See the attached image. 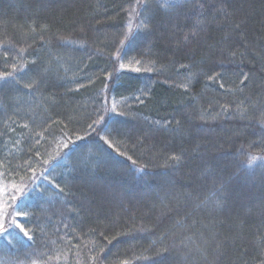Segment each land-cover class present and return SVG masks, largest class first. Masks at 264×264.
I'll list each match as a JSON object with an SVG mask.
<instances>
[{
  "label": "trees",
  "instance_id": "1",
  "mask_svg": "<svg viewBox=\"0 0 264 264\" xmlns=\"http://www.w3.org/2000/svg\"><path fill=\"white\" fill-rule=\"evenodd\" d=\"M133 3L0 0V71L27 65L21 85L0 88V179L23 189L15 202L28 215L14 219L33 237L13 225L0 264H264V162L244 170L264 155L253 118L264 107V0H229L246 14L244 38L233 34L245 60L231 63L206 48L173 55L160 15L157 31L121 46ZM44 68L35 91L23 87ZM241 72L254 75L240 84ZM241 101L257 108L241 118ZM197 143L211 164L193 154L165 166ZM229 176L225 200L213 180Z\"/></svg>",
  "mask_w": 264,
  "mask_h": 264
},
{
  "label": "snow or ice",
  "instance_id": "2",
  "mask_svg": "<svg viewBox=\"0 0 264 264\" xmlns=\"http://www.w3.org/2000/svg\"><path fill=\"white\" fill-rule=\"evenodd\" d=\"M128 23L127 30L124 33V39L120 40V45L125 46L126 40L131 42L136 33L145 32L148 34H152L158 30L157 24L154 23V18L156 15L161 16V21L159 25V30L161 31V38H167L169 42H174L175 51L183 52L185 56L194 55L197 49L206 48L210 54H214L219 51L221 56V63L227 61L229 63L233 62L237 57H239L241 62L245 60V51L240 50L236 45L233 38V34L239 35L241 38H244L243 26L246 22V14L243 11V6L239 10H234L229 5V0H135V3L130 4L128 9ZM135 20V26L133 27V21ZM184 21L182 24L181 21ZM227 23V27L225 24ZM220 30L221 36L219 40L209 42V34L214 30ZM248 47L247 43L243 45V48L246 50ZM20 55L25 53L24 48H20ZM119 51V49H118ZM5 59L8 58V53L4 54ZM264 59V56L261 57ZM15 59V57H13ZM140 63V61H136ZM33 65H36V61H31ZM27 67L26 64H20L17 66L13 64L11 66V71H0V88H12L15 89L18 85L22 83V77L19 75L21 71H23ZM124 65L121 64V68ZM181 68H189V65L182 64ZM140 69H136L139 71ZM147 71H153L152 68H147ZM49 70L44 68L42 71H38L36 73L35 78H32L30 82L23 83V87L35 91L36 88L40 86V84L44 80V73H47ZM261 74H264V64H262L259 69ZM239 75L242 77L240 79V84H245L250 80L253 73H245L241 72ZM209 79H213L212 76L208 77ZM262 89H264V84L261 85ZM242 91V89H241ZM225 111L228 109L224 106ZM251 109H256L257 105L255 103L245 104L244 101H241L237 105V110L241 115V118H245L247 112ZM104 113H107L109 109L105 107L103 109ZM111 111L113 113L116 112V104L113 103ZM258 117H253L257 119L262 126H264V107L259 108ZM123 115L124 113H118ZM104 120V116L101 115L98 120H94L93 124H100ZM179 121H177V125H179ZM27 127V125H24ZM91 128L92 125L90 124ZM100 139L104 141L105 144L108 145L109 148L115 150L113 143H111L107 138L103 135L100 136ZM66 147V145H65ZM201 144L197 143L190 152L187 150H180L179 152H172L166 156L165 166L169 162L173 165H181L185 162L189 156L196 154L200 155L202 163L211 164L214 159L213 156L209 155L207 159H204V155L201 153ZM223 146L221 145V148ZM251 147V145H249ZM219 151V149L217 150ZM264 152V149H261ZM119 155H125L123 152H119ZM131 159V157H128ZM257 161L264 162V155L255 156L249 154L246 161V166L244 170L253 168V166L257 163ZM135 163V161H133ZM206 171H210L209 169H205ZM214 171V170H213ZM212 174V171H210ZM235 175V174H234ZM207 179V177H203ZM45 180H48V177H44ZM232 177L229 176L227 179L221 177L219 181L213 180L214 190L224 197L226 200L229 195L230 182ZM49 183L52 181L49 180ZM54 187H59V185H54ZM61 192L64 191V188H59ZM18 191H23V189H18ZM187 195H191L188 193ZM15 200V196L12 197ZM209 197H205L204 200L200 201V204L204 205ZM222 203V201H217V204ZM17 216L24 215L27 216V212H16ZM11 216V213H8ZM15 225L16 228H19L20 232L24 234L29 240L33 239L32 236L29 235V232L25 230L24 227L19 225L15 219H9L7 221L0 220V236H4L6 239H10L12 233L9 231L12 226ZM205 243H209L206 239ZM223 242L217 241L216 248H222ZM103 251V249H101ZM169 249L164 247L161 249L157 255H161L163 253L168 252ZM51 259V257H50ZM92 259H98L97 257H93ZM35 264V262H33Z\"/></svg>",
  "mask_w": 264,
  "mask_h": 264
},
{
  "label": "rangeland",
  "instance_id": "3",
  "mask_svg": "<svg viewBox=\"0 0 264 264\" xmlns=\"http://www.w3.org/2000/svg\"><path fill=\"white\" fill-rule=\"evenodd\" d=\"M18 187L14 186L11 183H4L0 179V220L5 221L6 215L11 213L9 216L10 219H14L17 211V204L15 200L12 199L13 196H17ZM19 230V228H17Z\"/></svg>",
  "mask_w": 264,
  "mask_h": 264
}]
</instances>
